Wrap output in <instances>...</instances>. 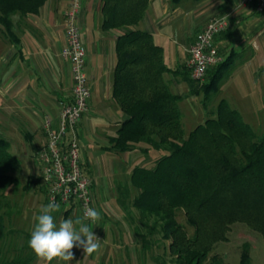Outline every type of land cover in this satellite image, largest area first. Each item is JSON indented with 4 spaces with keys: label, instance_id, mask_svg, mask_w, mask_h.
<instances>
[{
    "label": "trees",
    "instance_id": "1",
    "mask_svg": "<svg viewBox=\"0 0 264 264\" xmlns=\"http://www.w3.org/2000/svg\"><path fill=\"white\" fill-rule=\"evenodd\" d=\"M44 1L0 0L3 38L17 44L13 18L38 12ZM148 1L99 0L100 27L120 30L114 43L111 97L125 114L105 148L114 153L136 149L142 155L156 154L151 166L131 167L128 183L136 193L130 206L153 217L151 228L157 227L160 237L169 240L167 249L175 264H202L213 244L225 241L229 226L238 221L264 242V133L256 137L236 108L220 98L206 111L207 117L184 134L177 102L200 93L205 109L231 58L208 67L203 81L191 79L185 69L181 79L189 90L171 92L163 74L172 70L162 61L163 51L149 33L128 27L137 24ZM8 147L0 136V199L4 189L18 182L15 172L21 169ZM31 181L27 175L22 189L28 190ZM117 192L122 196L117 201L129 197L127 185ZM176 209L183 211L193 228L190 237L176 222ZM238 257L237 264H250L249 243L243 242ZM33 258L17 257L5 264H30ZM210 258L206 264H224L215 254Z\"/></svg>",
    "mask_w": 264,
    "mask_h": 264
},
{
    "label": "crops",
    "instance_id": "2",
    "mask_svg": "<svg viewBox=\"0 0 264 264\" xmlns=\"http://www.w3.org/2000/svg\"><path fill=\"white\" fill-rule=\"evenodd\" d=\"M81 2L77 24L86 54L84 71L91 94L87 110L75 126L77 145H94L95 151L107 154L108 164L115 163L119 154L128 157L137 151L114 153L105 148L118 124L125 119V114L111 97L114 43L120 30L100 27L99 0ZM43 4L34 14L13 18L12 31L18 38L17 44L8 42L0 33V136L8 141L10 153L20 160V172L23 162L27 163L30 166L28 174L35 179L34 156L46 140L42 127L44 119L48 118L52 127H56L57 102L71 95L73 82L69 62L60 54L66 43L64 11L68 0H45ZM143 13L137 24L128 27L149 33L163 51L162 61L172 70L163 74L171 92H184L181 88L185 82L181 78L182 71L187 69V49L204 24L220 16L227 24L213 38V46L222 59L231 58L227 82L231 86H251L241 90L244 94L249 92L250 96L246 98L249 104L255 101L254 94L261 95L264 86V12L257 11L251 4L241 5L238 0H149ZM230 95L227 92L221 98L234 100ZM23 158H27L26 161ZM79 160L83 173L92 184L93 199L96 197L97 202L104 205V188L96 189L94 182V175L103 173L98 169L100 159ZM108 168L104 172L106 176L114 172L110 166ZM32 182L39 183L38 180ZM40 208L35 210L37 214H40ZM59 212L54 213L57 222L80 216L75 203L60 205ZM33 217L32 229L37 222ZM96 228L98 231L99 226Z\"/></svg>",
    "mask_w": 264,
    "mask_h": 264
},
{
    "label": "rangeland",
    "instance_id": "3",
    "mask_svg": "<svg viewBox=\"0 0 264 264\" xmlns=\"http://www.w3.org/2000/svg\"><path fill=\"white\" fill-rule=\"evenodd\" d=\"M223 75L219 81L220 90L210 95V101H207L205 109L201 106L202 95L200 93L190 94L177 102L182 116L180 121L184 134L186 135L192 130L196 123H201L207 117L208 112L206 111L212 110L216 103L219 102L218 100L221 97L223 98L227 92H230V96H233L234 100H228L229 107L236 108L241 114L242 121L251 126L256 137H260L264 133V86L261 95L257 96L254 94L255 101L249 104L248 100H246L250 96L249 92L244 94L241 90L245 89V87L251 88V86L245 85L243 87L237 84L231 86L227 82L230 76L229 68ZM181 89L184 92L189 90L186 83L182 84ZM87 146H78L79 158L82 160L99 158L101 164L98 169L103 172L102 175L99 173L97 174L98 176L94 175L95 188L97 189L98 187L100 190L104 188V196L106 197L104 205L97 202L96 197L93 199L95 209L100 212L101 218L95 225L88 222L93 232L100 238V248L90 255L85 254L80 248H74L72 250L74 259L72 261L65 262L54 259L51 264H175L174 256L167 249L169 240H163L160 237L161 234L157 231V227L153 230L151 228L153 217L142 215L137 209L130 206L131 197L136 193L135 188H131L128 183L131 167L133 165L151 166L156 154L150 153L146 156L137 151L128 157L119 154L117 162L112 163L111 161L108 164L109 159L106 158L107 154L105 152L95 151L94 145ZM23 159L26 161L27 158ZM28 166L29 164L27 165V163L23 162L22 172H15L18 182L10 184L4 189V194L0 199V221L2 227L0 230V264H5L6 261L8 262L17 257L24 258L30 255L34 256L33 262L30 264H48V262L38 259L28 246L32 231L30 227L33 221L32 215H34L33 218H36L39 214L35 210L40 208L42 204L46 205L48 203L44 187L39 185L38 182H32L34 181V176H32V181L30 182V188L28 190L21 189V186L26 182L27 175H29L28 171L30 172V166L29 168ZM108 166L114 172L106 176L104 172L109 169ZM124 185L129 188V197L120 202L119 200H121L122 196H119L117 191H119L120 186L123 187ZM58 213L60 212L58 211ZM175 220L182 226L189 237L193 234V228L186 222L187 220H185L181 209L175 210ZM98 226L99 229L97 231L96 227ZM243 242L249 243L250 264H264V242L261 236L239 221L229 226L225 241L213 244L207 259L202 264L209 262L213 254L224 264H237L240 247Z\"/></svg>",
    "mask_w": 264,
    "mask_h": 264
},
{
    "label": "built area",
    "instance_id": "4",
    "mask_svg": "<svg viewBox=\"0 0 264 264\" xmlns=\"http://www.w3.org/2000/svg\"><path fill=\"white\" fill-rule=\"evenodd\" d=\"M64 11L65 42L60 54L68 60L71 76V92L68 98L58 100L56 127L48 118L44 119L45 143L34 156L36 178L44 187L47 202L55 200L60 205L75 203L79 215L83 216L87 207L95 208L91 193L90 179L83 173L79 160L75 126L87 110L90 90L85 68V50L80 40L77 17L81 0H68ZM239 4H251L259 12H264V0H238ZM197 32L188 47L186 68L191 79L202 81L208 67L218 64L222 57L213 46V38L222 31L226 22L223 17L211 18ZM91 222V221H87Z\"/></svg>",
    "mask_w": 264,
    "mask_h": 264
},
{
    "label": "clouds",
    "instance_id": "5",
    "mask_svg": "<svg viewBox=\"0 0 264 264\" xmlns=\"http://www.w3.org/2000/svg\"><path fill=\"white\" fill-rule=\"evenodd\" d=\"M59 210L60 204L54 199L41 206L28 241V246L35 256L51 264L54 259L72 261L74 248H80L89 255L96 252L100 248V238L86 221H91V224L95 225L101 218L100 212L95 208L87 207L83 216H77L75 219H60L57 224L54 213Z\"/></svg>",
    "mask_w": 264,
    "mask_h": 264
}]
</instances>
